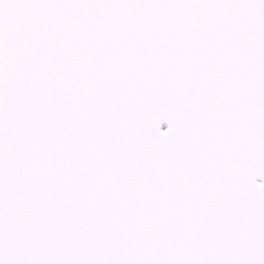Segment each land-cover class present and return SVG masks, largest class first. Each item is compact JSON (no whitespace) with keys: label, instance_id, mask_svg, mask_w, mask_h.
Returning <instances> with one entry per match:
<instances>
[{"label":"snow or ice","instance_id":"6c2138e0","mask_svg":"<svg viewBox=\"0 0 264 264\" xmlns=\"http://www.w3.org/2000/svg\"><path fill=\"white\" fill-rule=\"evenodd\" d=\"M0 264H264V0H0Z\"/></svg>","mask_w":264,"mask_h":264}]
</instances>
